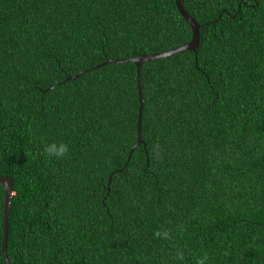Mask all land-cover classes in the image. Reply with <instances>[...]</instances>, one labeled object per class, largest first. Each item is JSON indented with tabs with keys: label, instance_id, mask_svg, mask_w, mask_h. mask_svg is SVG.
Returning a JSON list of instances; mask_svg holds the SVG:
<instances>
[{
	"label": "trees",
	"instance_id": "16d2710c",
	"mask_svg": "<svg viewBox=\"0 0 264 264\" xmlns=\"http://www.w3.org/2000/svg\"><path fill=\"white\" fill-rule=\"evenodd\" d=\"M182 2L199 45L142 63L126 164L137 65L66 78L188 43L176 1L0 0L11 264H264V0Z\"/></svg>",
	"mask_w": 264,
	"mask_h": 264
},
{
	"label": "water",
	"instance_id": "95a60500",
	"mask_svg": "<svg viewBox=\"0 0 264 264\" xmlns=\"http://www.w3.org/2000/svg\"><path fill=\"white\" fill-rule=\"evenodd\" d=\"M177 7L182 14V16L187 20L189 25L192 28L193 34L191 40L183 45H179L177 47H174L169 50H165L162 52H157V53H146V54H140L136 55L133 57H129L126 59H119V58H111L108 59L101 64H98L94 67L87 68L75 75H68L66 80L74 79L81 74L90 71L96 67L102 66L107 63H112V62H124V61H132L137 65V72H138V92H139V100H140V108H139V115H138V139L136 143L132 146L131 152L128 156L126 164L129 162L131 155L135 149V147L139 146L140 144L144 143L143 137H142V122H143V87H142V82H141V67L142 63L147 60H153L157 58H163V57H168L173 54L185 51V50H192L196 51L197 47L199 45L200 41V28L201 24L194 18L192 17L189 12L186 10L184 7V4L182 0H175ZM122 170V169H120ZM113 174V173H112ZM111 174V176H112ZM111 181V178L109 182ZM0 183L4 186L5 190V196H4V227H3V241H2V252L4 255V259L6 264H11V261L9 259L8 253H7V244H8V222H9V209H10V203H11V196L13 193V179L10 175H5V176H0Z\"/></svg>",
	"mask_w": 264,
	"mask_h": 264
},
{
	"label": "clouds",
	"instance_id": "9594fccd",
	"mask_svg": "<svg viewBox=\"0 0 264 264\" xmlns=\"http://www.w3.org/2000/svg\"><path fill=\"white\" fill-rule=\"evenodd\" d=\"M69 153V146L68 144L64 142H51L46 143L43 146V155L46 159H63L67 156ZM14 195V193H13ZM155 238H164V239H171V233L169 230L164 231H156L154 233ZM176 259L183 260L184 259V253L183 251H179L176 254ZM208 261V255L205 253L203 256L198 257L196 260V264H207Z\"/></svg>",
	"mask_w": 264,
	"mask_h": 264
}]
</instances>
